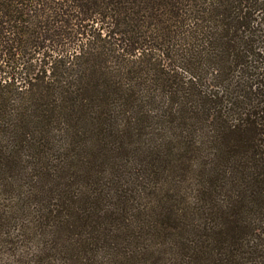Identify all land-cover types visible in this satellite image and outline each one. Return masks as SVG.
I'll use <instances>...</instances> for the list:
<instances>
[{
	"label": "trees",
	"instance_id": "1",
	"mask_svg": "<svg viewBox=\"0 0 264 264\" xmlns=\"http://www.w3.org/2000/svg\"><path fill=\"white\" fill-rule=\"evenodd\" d=\"M0 69V264H264V0H0Z\"/></svg>",
	"mask_w": 264,
	"mask_h": 264
},
{
	"label": "rangeland",
	"instance_id": "2",
	"mask_svg": "<svg viewBox=\"0 0 264 264\" xmlns=\"http://www.w3.org/2000/svg\"><path fill=\"white\" fill-rule=\"evenodd\" d=\"M47 63V59H45V60H43V62L42 63H39V65L41 64V66H43L44 67V65ZM2 70L0 69V75L1 76H4V72H1Z\"/></svg>",
	"mask_w": 264,
	"mask_h": 264
}]
</instances>
